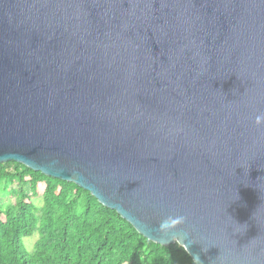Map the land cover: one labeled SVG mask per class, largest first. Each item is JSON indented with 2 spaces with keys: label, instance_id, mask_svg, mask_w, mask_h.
<instances>
[{
  "label": "water",
  "instance_id": "95a60500",
  "mask_svg": "<svg viewBox=\"0 0 264 264\" xmlns=\"http://www.w3.org/2000/svg\"><path fill=\"white\" fill-rule=\"evenodd\" d=\"M259 112L264 0H0V165L195 264H264Z\"/></svg>",
  "mask_w": 264,
  "mask_h": 264
},
{
  "label": "trees",
  "instance_id": "16d2710c",
  "mask_svg": "<svg viewBox=\"0 0 264 264\" xmlns=\"http://www.w3.org/2000/svg\"><path fill=\"white\" fill-rule=\"evenodd\" d=\"M3 184L14 186L16 203L0 205V264H195L179 244L149 241L76 184L15 162L0 165ZM35 234L30 253L23 239Z\"/></svg>",
  "mask_w": 264,
  "mask_h": 264
},
{
  "label": "rangeland",
  "instance_id": "374dc122",
  "mask_svg": "<svg viewBox=\"0 0 264 264\" xmlns=\"http://www.w3.org/2000/svg\"><path fill=\"white\" fill-rule=\"evenodd\" d=\"M14 186L11 185H5L3 184L0 188V205L4 209H8L10 206H13L16 203V198L13 196L11 191L13 190ZM38 206H42V200L41 199H35ZM39 239V235L35 234L33 237L30 238H24L23 242L25 244V247L30 253H33L34 246Z\"/></svg>",
  "mask_w": 264,
  "mask_h": 264
},
{
  "label": "clouds",
  "instance_id": "9594fccd",
  "mask_svg": "<svg viewBox=\"0 0 264 264\" xmlns=\"http://www.w3.org/2000/svg\"><path fill=\"white\" fill-rule=\"evenodd\" d=\"M254 124L256 127L261 128L264 127V112H259L254 117ZM186 220L185 216H173L168 217L165 220L161 221V229L167 230V229H173L180 224H183Z\"/></svg>",
  "mask_w": 264,
  "mask_h": 264
}]
</instances>
